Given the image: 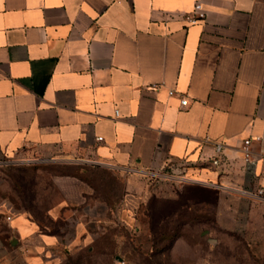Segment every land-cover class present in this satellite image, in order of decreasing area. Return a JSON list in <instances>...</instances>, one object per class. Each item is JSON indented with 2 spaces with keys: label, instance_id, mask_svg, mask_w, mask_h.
<instances>
[{
  "label": "crops",
  "instance_id": "0c3cea01",
  "mask_svg": "<svg viewBox=\"0 0 264 264\" xmlns=\"http://www.w3.org/2000/svg\"><path fill=\"white\" fill-rule=\"evenodd\" d=\"M198 1L190 21L194 0H0V155L62 167L43 216L8 210L0 264H48L165 177L214 189L220 227L258 204L264 140L240 146L264 136V0Z\"/></svg>",
  "mask_w": 264,
  "mask_h": 264
},
{
  "label": "rangeland",
  "instance_id": "374dc122",
  "mask_svg": "<svg viewBox=\"0 0 264 264\" xmlns=\"http://www.w3.org/2000/svg\"><path fill=\"white\" fill-rule=\"evenodd\" d=\"M61 170L48 157L16 162L0 155V232L10 254L8 210L43 216L55 197L53 175ZM162 181L144 194L126 196L124 221L115 214L109 226L85 243L66 246L48 264H264V199L239 212V227L224 228L216 222L214 189L183 178ZM45 221L49 231L65 237L73 229L69 220Z\"/></svg>",
  "mask_w": 264,
  "mask_h": 264
},
{
  "label": "built area",
  "instance_id": "2783aa9c",
  "mask_svg": "<svg viewBox=\"0 0 264 264\" xmlns=\"http://www.w3.org/2000/svg\"><path fill=\"white\" fill-rule=\"evenodd\" d=\"M190 13H191V17H188V19L190 21H193L195 20L196 18H204V15H205V11L203 9V7L201 6V3L198 1V0H194L193 4H192V8L190 10ZM168 94H171L174 92V90L172 88L168 89L167 90ZM179 103L181 105L185 104L186 103V99L185 97L183 96H180L179 98ZM117 111L116 109H114V115H116ZM95 139L96 140H100L101 139V136L100 135H97L95 136ZM264 140V136L262 135H249V136H246V137H243L242 140H241V146H240V149H241V152H242V157H243V160L244 161H249L250 160V150H249V142L251 140ZM221 148V142H215L214 144V149L216 151H219ZM43 159L44 157H40V156H24V157H19L17 159H14V160H9V161H16V162H19V161H33V160H36V159ZM213 162L216 161V158H212ZM246 193L250 194V195H255L256 197L260 198V199H264V185H259L253 192L252 191H245ZM6 219H8L9 215L6 214Z\"/></svg>",
  "mask_w": 264,
  "mask_h": 264
},
{
  "label": "trees",
  "instance_id": "16d2710c",
  "mask_svg": "<svg viewBox=\"0 0 264 264\" xmlns=\"http://www.w3.org/2000/svg\"><path fill=\"white\" fill-rule=\"evenodd\" d=\"M202 187H204V186H202Z\"/></svg>",
  "mask_w": 264,
  "mask_h": 264
}]
</instances>
